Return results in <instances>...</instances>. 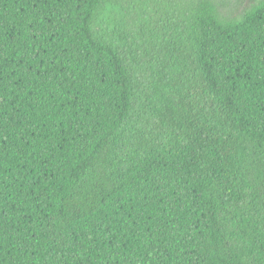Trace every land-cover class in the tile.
<instances>
[{
	"label": "trees",
	"instance_id": "1",
	"mask_svg": "<svg viewBox=\"0 0 264 264\" xmlns=\"http://www.w3.org/2000/svg\"><path fill=\"white\" fill-rule=\"evenodd\" d=\"M0 264H264V0H0Z\"/></svg>",
	"mask_w": 264,
	"mask_h": 264
}]
</instances>
